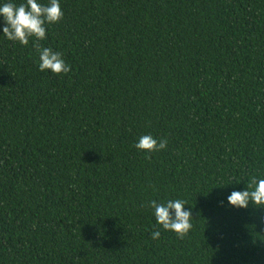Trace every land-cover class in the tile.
<instances>
[{"label": "trees", "instance_id": "1", "mask_svg": "<svg viewBox=\"0 0 264 264\" xmlns=\"http://www.w3.org/2000/svg\"><path fill=\"white\" fill-rule=\"evenodd\" d=\"M59 3L66 74L0 17V264H264V207L227 201L264 179V0ZM175 199L183 239L146 206Z\"/></svg>", "mask_w": 264, "mask_h": 264}, {"label": "clouds", "instance_id": "2", "mask_svg": "<svg viewBox=\"0 0 264 264\" xmlns=\"http://www.w3.org/2000/svg\"><path fill=\"white\" fill-rule=\"evenodd\" d=\"M0 17H2L4 26L2 33L7 40L19 42L21 45H28L29 39L34 37L33 47L39 53V70L51 71L54 74L68 73L71 69L62 59V53L53 51L49 47H41L38 41L46 38V24H54L63 18L59 0H49L48 5L38 2V0H25V2L16 4L6 2L0 5ZM167 139L162 138L159 141L152 135H142L134 147L145 153L158 152L167 147ZM150 158L146 155L145 157ZM228 204L236 208H247L249 202L253 205L264 207V179L252 177L245 190L232 191L227 196ZM223 204V201L220 202ZM185 200L175 199L159 203L156 200H150L147 207L153 209L156 223L163 230L174 232L178 238L183 239L192 228L193 219L190 210H185ZM144 206V205H142ZM264 220V218H262ZM160 231L151 233L152 239H158Z\"/></svg>", "mask_w": 264, "mask_h": 264}]
</instances>
